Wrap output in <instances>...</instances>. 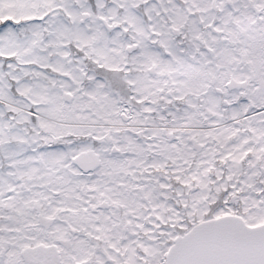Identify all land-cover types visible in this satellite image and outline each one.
<instances>
[{"label":"snow or ice","instance_id":"snow-or-ice-1","mask_svg":"<svg viewBox=\"0 0 264 264\" xmlns=\"http://www.w3.org/2000/svg\"><path fill=\"white\" fill-rule=\"evenodd\" d=\"M0 264H264V0H0Z\"/></svg>","mask_w":264,"mask_h":264}]
</instances>
